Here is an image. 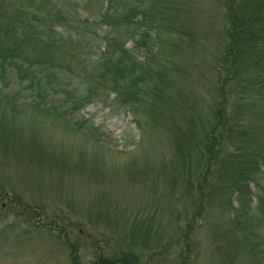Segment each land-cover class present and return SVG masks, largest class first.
Instances as JSON below:
<instances>
[{
  "label": "rangeland",
  "instance_id": "rangeland-1",
  "mask_svg": "<svg viewBox=\"0 0 264 264\" xmlns=\"http://www.w3.org/2000/svg\"><path fill=\"white\" fill-rule=\"evenodd\" d=\"M185 2L198 8L200 53L187 75L191 87H180L183 79H176L170 92L177 120L179 112L191 109V94L197 102L194 143L200 149L201 123L219 99L216 67L227 40L225 9L221 0ZM91 6L96 10L99 3ZM234 96L231 89L228 103ZM113 106L88 104L52 121L29 107L16 111L0 102V264H118L114 260L127 251L136 254L137 264H177L176 252L185 254L187 264H264V226L259 218L249 222L237 193L229 195L226 208L205 197V211L192 219L187 181L192 195L200 182L207 192L219 172L202 173L195 154L182 166L170 123L156 118L155 124L148 119L152 115ZM80 120H86L82 127L94 128L90 139L78 137ZM248 186L250 208L256 209L257 190Z\"/></svg>",
  "mask_w": 264,
  "mask_h": 264
},
{
  "label": "trees",
  "instance_id": "trees-1",
  "mask_svg": "<svg viewBox=\"0 0 264 264\" xmlns=\"http://www.w3.org/2000/svg\"><path fill=\"white\" fill-rule=\"evenodd\" d=\"M92 1L0 0V102L11 109L29 107L52 121L98 103L125 107L134 116L152 115L148 119L155 124L160 118L173 128L172 145L182 166L195 154L202 173L219 172L207 192L206 182H200L192 195L187 181L186 195L194 196L192 219L205 211V197L226 208L235 192L249 222L259 218L264 226V0H221L227 40L217 59L219 99L201 123L200 149L194 143L201 114L197 102L191 94V109L179 112L177 120L170 92L176 79H183L180 87H191L187 75L200 53L198 8L191 10L185 0H95L94 10ZM85 121H78L83 133L78 137L90 139L94 128L82 127ZM249 184L258 193L256 209L250 208ZM241 208L234 209L237 227ZM192 219L183 240L189 239ZM185 257L175 253L177 264H187ZM114 261L137 264L138 257L127 251Z\"/></svg>",
  "mask_w": 264,
  "mask_h": 264
}]
</instances>
